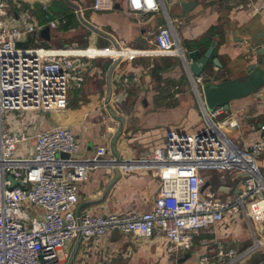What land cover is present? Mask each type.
I'll return each instance as SVG.
<instances>
[{
	"label": "crops",
	"instance_id": "obj_1",
	"mask_svg": "<svg viewBox=\"0 0 264 264\" xmlns=\"http://www.w3.org/2000/svg\"><path fill=\"white\" fill-rule=\"evenodd\" d=\"M6 1L14 24L23 19L46 24V14L53 18L51 9L60 0ZM94 1L65 0L75 9L71 8L73 23L67 28L68 24L51 30L49 41L43 38L46 49L79 47L92 55L93 62L84 82L70 87L67 108L55 112H13L6 117L8 130L32 134L63 126L78 138L82 156H92L98 146L105 145L110 155L126 162L138 161L165 143L168 130L195 132L200 130L202 122V101L192 87L187 68L185 65L180 68V57L175 51L162 52L156 42L162 28L172 26L189 61H196L195 54L202 58L214 42L217 44L213 58H218L222 67L211 60L203 73L213 83L246 74L251 64L260 61L259 53L264 50V0H198V5L189 13H183L180 6L189 0H162L163 8L159 12L139 14L127 12L126 0H113L114 8L102 12L93 9ZM117 5L122 9L116 8ZM78 8L83 19L93 27L76 14ZM179 27L183 28L181 33ZM113 65L116 66L112 71ZM260 68L264 74V66ZM134 76H140L138 83L125 84V77ZM232 115L240 120V127L229 133L239 146L246 147L261 138L264 87L246 98L232 101L224 117ZM33 144L34 141L29 143L31 147ZM259 162L264 167V156ZM120 173L107 193L116 177L115 170L100 167L92 171L81 187L76 214L78 210L80 214L104 215L151 209L161 187L156 171L131 166L120 169ZM209 179V187L224 199H230L244 187L242 177L237 178L238 182L226 180L214 185L212 178ZM222 187L225 191L220 192ZM201 237V244L195 241L192 250L177 260L160 232L151 237L113 232L99 245L80 239L76 249L78 237L66 245L63 253L68 256V263L76 249L71 264H198L204 253H197L196 259L193 254L203 251L202 247H206L205 251L216 250L222 243L227 249L235 247L242 252L260 242L252 254L236 264H264L261 204L248 214L226 218L216 233H204L197 238ZM191 258L192 262L197 261L192 263Z\"/></svg>",
	"mask_w": 264,
	"mask_h": 264
},
{
	"label": "built area",
	"instance_id": "obj_2",
	"mask_svg": "<svg viewBox=\"0 0 264 264\" xmlns=\"http://www.w3.org/2000/svg\"><path fill=\"white\" fill-rule=\"evenodd\" d=\"M112 8L113 0L94 1L95 11ZM162 8V0H126L130 14L159 12ZM81 11L76 10L80 18ZM25 20L14 24L9 4L0 0V264H67L68 256L63 250L78 237L99 245L116 231L151 237L156 229L177 260L181 253L192 250L197 237L216 233L226 218L248 214L257 204H261L264 218V200L259 198L264 193L259 162L264 156V135L246 147L239 146L226 131L240 127L237 116L217 121L227 110L217 108L210 112L202 99L203 129H170L162 146L132 162L110 155L105 145L98 146L92 156H82L78 138L67 127L54 126L32 134L8 130L6 117L13 112L65 110L70 87L84 82L93 62L92 55L83 48H44L43 28L58 30L68 24L66 17L49 18L46 24ZM156 42L162 52L177 51L185 60L172 26L162 28ZM260 62L264 66V54ZM188 73L200 96L201 88L209 81L204 74L192 78L189 70ZM139 81L140 76L124 80L125 84ZM261 130L264 132V125ZM64 154L69 157L64 158ZM131 166L154 170L161 178L151 209L137 213L76 214L81 187L92 171L100 167L125 170ZM210 170L237 171L244 180L243 189L230 199H220L209 186L202 191L205 182L210 181L205 178ZM259 245L257 242L239 252L219 243L216 255L204 253L198 264H236Z\"/></svg>",
	"mask_w": 264,
	"mask_h": 264
},
{
	"label": "water",
	"instance_id": "obj_3",
	"mask_svg": "<svg viewBox=\"0 0 264 264\" xmlns=\"http://www.w3.org/2000/svg\"><path fill=\"white\" fill-rule=\"evenodd\" d=\"M69 2V0H66ZM198 0H189V1H183L180 3L181 9L183 13H189L193 8H195L198 5ZM116 8L122 9L120 5H117ZM52 14H50L51 16ZM82 21L89 25L90 27H93L88 22L81 17ZM42 38H45L47 41L51 39V30L48 26L44 27L41 32ZM217 44L214 42L208 50L204 53L203 57L196 60V61H189L186 57L184 60V65L191 73L192 78H197L201 76L204 71L206 70L207 65L212 60V62L219 68L222 67L220 61L218 58H213L214 51L216 49ZM260 55L264 54V50H262ZM117 64V63H116ZM261 62L257 61L253 64H251L247 70V73L244 75H241L237 78L225 80L219 83H213V82H207L203 85L201 88V99L206 105L207 109L210 112H213L217 108H224L225 110H229L230 103L234 100H239L246 98L256 92H258L260 89L264 87V74L260 68ZM116 65H113L112 71ZM116 173V177L113 180V182L110 184L108 192L110 191L111 187L117 182V180L120 178V169L118 167H113ZM10 180L14 181L13 177H9ZM17 184H21L20 181L17 182ZM210 185V181H206L205 184L202 187V191H205L207 187ZM10 188H13V185L10 186ZM224 187L220 188V192H223L225 190ZM227 192V190H226ZM259 198L261 200H264V193L259 194ZM77 215H80V210H78ZM117 232V231H116ZM160 232V230L156 229L154 231V234ZM81 237L78 239V244L76 246V249L79 245ZM76 249L74 250L70 260L67 264H71L72 260L74 258Z\"/></svg>",
	"mask_w": 264,
	"mask_h": 264
},
{
	"label": "rangeland",
	"instance_id": "obj_4",
	"mask_svg": "<svg viewBox=\"0 0 264 264\" xmlns=\"http://www.w3.org/2000/svg\"><path fill=\"white\" fill-rule=\"evenodd\" d=\"M63 2H65V0H62ZM72 3H74L75 1H71ZM115 3V2H114ZM71 7V6H70ZM72 9H73V11L75 10L74 9V7H71ZM180 28V27H179ZM181 29V31L178 29V31H179V33H181L182 32V29L183 28H180ZM20 47H24V45H19ZM57 46H58V44H57ZM176 53H177V51H176ZM178 54V53H177ZM178 56H180L179 54H178ZM178 62H179V64H180V68L182 69V67L184 66V61H183V59H182V57L180 56V58H178ZM182 60V61H181ZM184 68V67H183ZM185 75V74H184ZM186 76V75H185ZM70 94H71V92L69 93V95H68V98L70 97ZM170 102L168 101V102H165V104H169ZM16 114L18 113V112H15ZM14 113V114H15ZM19 114V113H18ZM26 115H27V113H25L24 115H23V118L22 119H26ZM224 118V116H221L220 118H218V120L217 121H219V120H222ZM201 124H200V127H199V129H203L204 128V126H205V124H204V122H203V119H202V117H201ZM178 130V129H177ZM179 131H185V130H179ZM226 131L227 132H230V130L227 128L226 129ZM64 158L65 157H69L68 155H62ZM58 157H59V155H58ZM262 169V172H263V174H264V167H262L261 168ZM205 178H212V182H213V185H214V183H223V182H225L226 180H233L234 182H238L237 181V178H241L240 176H239V173L237 172V171H226V170H210V171H207L206 173H205ZM212 185V186H213ZM216 187V186H215ZM220 199H224V197L222 196V197H219ZM115 234H119V232H115ZM201 240H203V237H201V238H196V243L197 244H201L202 243V241ZM202 249H204L203 251L202 250H200L199 252H196V253H194L193 254V257H195V259L197 258L196 257V254L197 253H207V254H209L211 257H214L215 255H216V250L215 249H212V250H206L205 251V249H206V247L205 248H203L202 247ZM182 254H184V253H181L180 255H182ZM173 257H175V255H173ZM192 259L193 258H191L189 261H191L192 262ZM193 260V262L192 263H195L197 260Z\"/></svg>",
	"mask_w": 264,
	"mask_h": 264
},
{
	"label": "trees",
	"instance_id": "obj_5",
	"mask_svg": "<svg viewBox=\"0 0 264 264\" xmlns=\"http://www.w3.org/2000/svg\"><path fill=\"white\" fill-rule=\"evenodd\" d=\"M51 10H53L54 16H53V18H51L46 14L47 19H49V18L54 19V17L59 18L60 15H63L66 18H68V26H66V28L69 27L73 23L72 20H73L74 14L72 13V9H71L70 5H68L67 3H65V2L63 3V2H61V0L56 1L53 4V7ZM197 59H200L199 54L194 55V60H197Z\"/></svg>",
	"mask_w": 264,
	"mask_h": 264
}]
</instances>
